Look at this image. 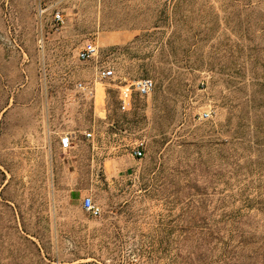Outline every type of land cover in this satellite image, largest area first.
I'll list each match as a JSON object with an SVG mask.
<instances>
[{
    "label": "rangeland",
    "instance_id": "rangeland-1",
    "mask_svg": "<svg viewBox=\"0 0 264 264\" xmlns=\"http://www.w3.org/2000/svg\"><path fill=\"white\" fill-rule=\"evenodd\" d=\"M143 78L154 92L122 112L118 86ZM42 120L94 132L95 173L139 141L144 157L82 189L88 153L29 148ZM226 205L256 233L236 261L263 264L264 0H0V264H227Z\"/></svg>",
    "mask_w": 264,
    "mask_h": 264
},
{
    "label": "crops",
    "instance_id": "crops-1",
    "mask_svg": "<svg viewBox=\"0 0 264 264\" xmlns=\"http://www.w3.org/2000/svg\"><path fill=\"white\" fill-rule=\"evenodd\" d=\"M40 124H42L43 127H40L41 132L39 133V135L37 134L35 128H33V131L35 132L29 135V148L31 147L33 151L38 150L42 153V155H51L52 157L63 158V156L65 155L67 157H70V161L72 163L77 164L81 161L82 157L86 155V153L90 155V159L92 158V165L89 171H85L86 173L89 172V179H86L88 183L82 189H89L91 187H94V184L100 181V178H98L99 176L104 177L106 174H108V172H112L113 170L115 172H118V174L125 172L127 175H129L136 166L137 159L133 158L132 155H129L123 163L113 160V166L110 165V169L107 168L108 160L106 159L103 162L101 169H96L95 173L93 163L95 157L99 155L100 147L96 146L95 139L92 142L85 140L83 134H86L88 132H85L83 130V127H80V129L74 133H68L53 130L51 122L48 121L44 122V120H42L40 121ZM92 133L94 134V132ZM67 136L71 138L72 147L69 149H64L61 145V139ZM89 144H92V147L89 146ZM63 163L66 165L65 160L63 161ZM78 178H80V172L78 169H74L72 180H78Z\"/></svg>",
    "mask_w": 264,
    "mask_h": 264
},
{
    "label": "built area",
    "instance_id": "built-area-1",
    "mask_svg": "<svg viewBox=\"0 0 264 264\" xmlns=\"http://www.w3.org/2000/svg\"><path fill=\"white\" fill-rule=\"evenodd\" d=\"M53 21L57 26H64L67 23V17L63 12L57 11L53 15ZM100 46L97 41L91 40L84 44L77 52V58L80 62H91L98 59L100 55ZM116 78L115 70L112 68H106L99 71L97 79L100 82L109 81ZM120 105L119 108L122 112H129L132 110L136 97L149 98L155 90V83L152 79L143 78L132 82L124 83L118 86ZM211 113L204 112L201 119L207 120L210 118ZM89 140H94V134L88 132L85 134ZM61 145L64 149L72 147V141L70 137H64L61 139ZM145 154V141H139L131 151V155L135 159H142ZM82 207L92 217H99L102 213V209L97 205L94 199L87 196L83 199Z\"/></svg>",
    "mask_w": 264,
    "mask_h": 264
},
{
    "label": "trees",
    "instance_id": "trees-1",
    "mask_svg": "<svg viewBox=\"0 0 264 264\" xmlns=\"http://www.w3.org/2000/svg\"><path fill=\"white\" fill-rule=\"evenodd\" d=\"M227 238L223 242L221 258L227 264H238L236 259H240L238 253L241 251L257 249L254 241V234H250V227H245L243 219L235 215V211L230 205H226V210L221 219ZM252 235L253 237H249ZM239 251V252H238ZM258 251V250H255ZM264 261V260H263ZM264 264V263H263Z\"/></svg>",
    "mask_w": 264,
    "mask_h": 264
}]
</instances>
